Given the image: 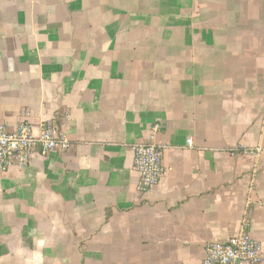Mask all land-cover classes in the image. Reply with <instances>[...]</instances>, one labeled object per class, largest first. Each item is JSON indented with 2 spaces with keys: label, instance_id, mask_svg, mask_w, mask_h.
Listing matches in <instances>:
<instances>
[{
  "label": "crops",
  "instance_id": "1",
  "mask_svg": "<svg viewBox=\"0 0 264 264\" xmlns=\"http://www.w3.org/2000/svg\"><path fill=\"white\" fill-rule=\"evenodd\" d=\"M23 115L71 148L0 176V264H202L243 228L264 256V0H0V122Z\"/></svg>",
  "mask_w": 264,
  "mask_h": 264
},
{
  "label": "built area",
  "instance_id": "2",
  "mask_svg": "<svg viewBox=\"0 0 264 264\" xmlns=\"http://www.w3.org/2000/svg\"><path fill=\"white\" fill-rule=\"evenodd\" d=\"M27 115L12 130L0 122V176L11 169L23 170L32 155H46L51 151L67 152L71 148L67 135L53 122L41 125L33 133ZM160 127L153 125L145 142L131 146L133 169L138 176L137 190L149 191L162 179L165 168L162 163L165 146L157 141ZM187 146L192 145L187 139ZM263 151L260 147L235 148L233 154L257 157ZM264 256L260 243L252 238L246 229L224 243H208L204 247L202 264H262Z\"/></svg>",
  "mask_w": 264,
  "mask_h": 264
}]
</instances>
